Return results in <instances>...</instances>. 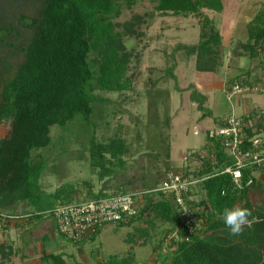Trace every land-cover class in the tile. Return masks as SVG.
<instances>
[{
    "label": "trees",
    "instance_id": "1",
    "mask_svg": "<svg viewBox=\"0 0 264 264\" xmlns=\"http://www.w3.org/2000/svg\"><path fill=\"white\" fill-rule=\"evenodd\" d=\"M138 1L39 0L40 8L34 18L20 17L19 25L32 30L27 45L21 50L23 61L7 78L8 59L0 58V127L8 129L5 137L0 136V211L27 201L35 206V213L29 217L34 220L46 216V212L57 205L45 208L36 200V193H41L39 179L47 162L40 154L33 156V153L51 145L53 126L65 131L77 115H82L86 121L90 119L96 89L119 92L129 88L126 72L130 54L124 51L125 35L116 31L117 26L112 21L122 6L130 8ZM204 9L221 13L223 5L221 0H157L156 6L163 15L170 13L184 18L200 16ZM246 28L247 40L236 41L235 51L250 60L264 61V9ZM13 33L15 28L12 26L0 25V45ZM221 42L213 23L203 17L197 44L184 47L189 55L195 56L196 72H219L223 67ZM235 79L230 80L227 90L238 85L234 84ZM239 86L251 85L242 82ZM262 87L264 89V84ZM193 98H199L201 102L197 108L202 111L201 96ZM205 116L202 115L201 119ZM241 119L245 125L240 138L241 151L262 152L261 156H264V117L259 118L253 111ZM214 133V130L206 131L209 146L204 148L208 155L194 152L193 159L199 165L194 172L187 170L184 174L200 180V191L204 195L198 203L191 199L193 190L187 195L186 203L196 226L189 228L172 199L163 193H153L154 187L141 190L145 192L142 208L132 220L120 225L142 219L151 224V216L171 224L172 233L164 235L162 240L169 238L167 247L172 251L170 259L165 257L169 264H264V165L246 161L239 185H235L232 176L223 173L228 168L235 169V165ZM254 138L256 147L251 142ZM89 151L90 169L98 173L99 180L112 176L113 167L124 166L122 158L127 150L120 138L107 143L91 140ZM113 161L117 162L116 165ZM257 173L261 177H256ZM66 190L54 193L53 198L57 200L54 201L58 204L71 202L73 187L67 186ZM155 195L158 196L156 201L153 200ZM98 196H104V193L100 192ZM233 207L246 208L252 213L249 217L251 223L245 225L237 236L229 233L221 218L225 208ZM99 233L73 244L80 246L93 242ZM174 234L175 237L170 236ZM0 255V264H5L10 253L2 247ZM40 261L41 264H67L62 254L45 251ZM132 262V257L118 259L110 256L105 262L96 264Z\"/></svg>",
    "mask_w": 264,
    "mask_h": 264
},
{
    "label": "rangeland",
    "instance_id": "2",
    "mask_svg": "<svg viewBox=\"0 0 264 264\" xmlns=\"http://www.w3.org/2000/svg\"><path fill=\"white\" fill-rule=\"evenodd\" d=\"M221 2V13L204 9L200 16L187 18L161 14L156 10L157 0H139L130 8L121 7L112 22L117 26L116 31L125 35L124 51L130 54L126 72L129 88L119 92L96 89L95 102L91 104L93 114L88 121L77 115L65 131L57 126L51 128V145L33 153V156L40 154L47 162L39 179L41 193H36L41 207L58 205L54 193L67 191L70 185L74 190L72 200L97 196L100 192L158 188L169 171L196 170L199 162L193 159V154L208 155L204 148L209 146L206 131L215 129V120L264 110V90H241L233 96L226 93L233 78L238 85L264 84V61L250 60L234 49L236 41L247 40V24L264 9V0ZM0 8V25L15 28V33L0 45V58H7L10 65L6 74L9 78L23 61L21 50L32 35L31 29L19 25V19L34 18L40 3L39 0H0ZM203 17L213 23L222 39L223 67L216 74L196 72L195 56L184 48L197 44ZM196 95L203 99L202 111L197 108L199 98H193ZM202 115L205 118L201 119ZM7 131L6 127H0L1 136ZM115 138L122 139L126 145L124 166L113 167L112 176L99 180L98 173L90 169V141L107 143ZM255 176L261 177L258 173ZM192 190L191 199L198 203L204 195L198 184ZM157 199L155 195L153 200ZM143 202L144 198L140 208ZM151 219V224L142 219L106 226L93 242L80 246L58 236L65 246L62 255L67 264L102 263L110 256L132 257V264H169L172 251L167 247L169 238L162 240L164 235L172 233V225L152 216ZM49 241L43 242L47 251L60 243ZM38 256L33 253V264H39ZM12 264L20 262L15 260Z\"/></svg>",
    "mask_w": 264,
    "mask_h": 264
},
{
    "label": "built area",
    "instance_id": "3",
    "mask_svg": "<svg viewBox=\"0 0 264 264\" xmlns=\"http://www.w3.org/2000/svg\"><path fill=\"white\" fill-rule=\"evenodd\" d=\"M228 87V86H227ZM226 93L230 96L243 92H262L261 86L240 87L235 85ZM258 117H264V110L255 111ZM248 116V114H243ZM228 115L219 119L216 123L215 138L223 144V150L235 165V169H226L223 173L232 176L235 185H239L241 169L245 162L251 160L253 164L264 165L262 152L249 153L241 151V134L243 127L241 116ZM256 147L257 141L251 140ZM184 172L169 171L166 173L161 185L154 189L153 193H163L172 199L181 215L182 221L191 226H196L191 209L187 205L188 193L194 185H199L200 180L184 176ZM145 192H109L104 196H89L83 199H74L69 203L58 204L46 212L53 219L58 233L72 243L81 242L99 233L104 227L120 225L132 220L140 210V201ZM26 216L8 214L0 211V222L17 221ZM191 230V229H190ZM176 234V233H175ZM175 234L172 237H175ZM177 238V237H176Z\"/></svg>",
    "mask_w": 264,
    "mask_h": 264
},
{
    "label": "crops",
    "instance_id": "4",
    "mask_svg": "<svg viewBox=\"0 0 264 264\" xmlns=\"http://www.w3.org/2000/svg\"><path fill=\"white\" fill-rule=\"evenodd\" d=\"M2 212L28 217L27 219L22 218L7 223L0 222V250L4 247L5 252L10 253L9 259L5 264H12L15 260L16 262L19 261L20 264H33V253L39 255L36 260L41 264L40 258L44 251L48 254H62V249L65 246L61 240H58V236H62L58 233L54 221L50 216L46 215L39 219L29 220L30 215L35 213V210L32 209L31 204L27 201L17 202L13 206L4 208ZM37 228H40V230H36ZM45 240H50L49 243H60L55 248H50L47 251L43 246ZM55 250L59 252H55Z\"/></svg>",
    "mask_w": 264,
    "mask_h": 264
},
{
    "label": "clouds",
    "instance_id": "5",
    "mask_svg": "<svg viewBox=\"0 0 264 264\" xmlns=\"http://www.w3.org/2000/svg\"><path fill=\"white\" fill-rule=\"evenodd\" d=\"M252 215L251 211L246 208L233 207L225 208L221 214L225 227L233 236L240 235L245 225H249L251 221L249 217Z\"/></svg>",
    "mask_w": 264,
    "mask_h": 264
}]
</instances>
